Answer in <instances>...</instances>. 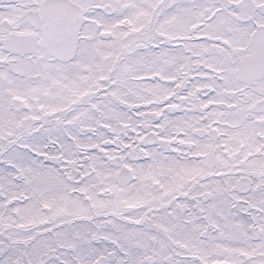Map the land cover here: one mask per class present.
<instances>
[{
	"label": "snow or ice",
	"instance_id": "6c2138e0",
	"mask_svg": "<svg viewBox=\"0 0 264 264\" xmlns=\"http://www.w3.org/2000/svg\"><path fill=\"white\" fill-rule=\"evenodd\" d=\"M0 264H264V0H0Z\"/></svg>",
	"mask_w": 264,
	"mask_h": 264
}]
</instances>
